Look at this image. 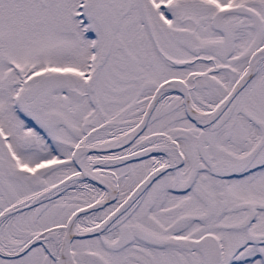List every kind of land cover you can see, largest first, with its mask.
I'll return each mask as SVG.
<instances>
[{
    "label": "snow or ice",
    "instance_id": "snow-or-ice-1",
    "mask_svg": "<svg viewBox=\"0 0 264 264\" xmlns=\"http://www.w3.org/2000/svg\"><path fill=\"white\" fill-rule=\"evenodd\" d=\"M0 264H264V0H0Z\"/></svg>",
    "mask_w": 264,
    "mask_h": 264
}]
</instances>
